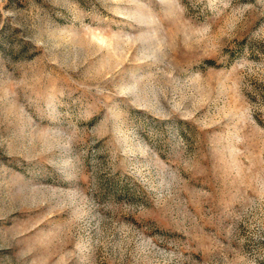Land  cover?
<instances>
[{
    "label": "rangeland",
    "instance_id": "374dc122",
    "mask_svg": "<svg viewBox=\"0 0 264 264\" xmlns=\"http://www.w3.org/2000/svg\"><path fill=\"white\" fill-rule=\"evenodd\" d=\"M0 264H264V0H0Z\"/></svg>",
    "mask_w": 264,
    "mask_h": 264
}]
</instances>
